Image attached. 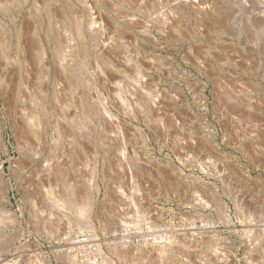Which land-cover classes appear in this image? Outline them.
Returning <instances> with one entry per match:
<instances>
[{
  "label": "rangeland",
  "instance_id": "1",
  "mask_svg": "<svg viewBox=\"0 0 264 264\" xmlns=\"http://www.w3.org/2000/svg\"><path fill=\"white\" fill-rule=\"evenodd\" d=\"M0 264H264V0H0Z\"/></svg>",
  "mask_w": 264,
  "mask_h": 264
}]
</instances>
